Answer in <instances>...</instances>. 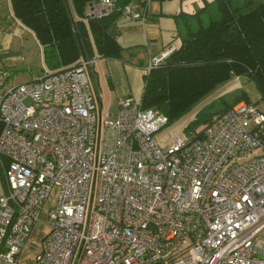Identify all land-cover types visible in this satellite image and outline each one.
<instances>
[{
	"label": "built area",
	"instance_id": "built-area-1",
	"mask_svg": "<svg viewBox=\"0 0 264 264\" xmlns=\"http://www.w3.org/2000/svg\"><path fill=\"white\" fill-rule=\"evenodd\" d=\"M115 11L146 17L98 0L84 21ZM92 63L0 93V264H20L52 191L32 264H264V111L241 101L163 149L167 118L141 101L101 116Z\"/></svg>",
	"mask_w": 264,
	"mask_h": 264
},
{
	"label": "trees",
	"instance_id": "trees-1",
	"mask_svg": "<svg viewBox=\"0 0 264 264\" xmlns=\"http://www.w3.org/2000/svg\"><path fill=\"white\" fill-rule=\"evenodd\" d=\"M97 1L10 0V4L15 18L43 46L49 67L58 70L95 54L119 57L121 47L108 29L120 12L84 21L86 8ZM116 2L118 7L131 2L143 4L137 0ZM191 19L181 35L180 47L145 75L142 107L164 114L169 125L232 77L252 82L264 105V0H214ZM241 101L251 104L242 92L232 103L222 101L221 109L200 113L186 127V133L199 136V126H205L215 115Z\"/></svg>",
	"mask_w": 264,
	"mask_h": 264
},
{
	"label": "crops",
	"instance_id": "crops-1",
	"mask_svg": "<svg viewBox=\"0 0 264 264\" xmlns=\"http://www.w3.org/2000/svg\"><path fill=\"white\" fill-rule=\"evenodd\" d=\"M137 1L138 4L143 2L142 5H135L145 11L144 21L119 15L108 29V34L121 47L119 57L103 58L95 54L85 58L94 60L88 70L100 98L102 117L113 118L125 98L141 101L145 70L151 58L170 46L178 49L181 35L192 21L191 17L214 0ZM89 11L88 6L85 13ZM44 69L55 71L44 57L43 46L34 33L15 18L10 0H0V87L7 85L8 88L28 82L38 77ZM27 71H35V74L18 83H8L14 75L18 77L20 72ZM43 227L44 231L36 233L34 242L29 240L25 245L19 257L20 264H32L46 231Z\"/></svg>",
	"mask_w": 264,
	"mask_h": 264
},
{
	"label": "rangeland",
	"instance_id": "rangeland-1",
	"mask_svg": "<svg viewBox=\"0 0 264 264\" xmlns=\"http://www.w3.org/2000/svg\"><path fill=\"white\" fill-rule=\"evenodd\" d=\"M31 74H35V71L30 72H20L18 77L16 75L13 78H10V83H18L19 80L23 78H30ZM7 85L0 87L6 89ZM242 92L246 94V98L249 100L251 104H256L259 109L264 111V105L259 101V93L256 90L254 84L250 81H247L244 77H232L230 79L225 80L224 82L218 84L213 90H211L208 94L202 97L187 113L181 116L178 120L173 123L166 125L163 129H161L155 136V140L158 144L163 148H169L170 146L180 143L182 141L188 140L191 136H189L185 129L186 127L192 123L197 116L208 110H219L221 109V103L224 101L225 103H232L238 95ZM203 126H199L196 131H201ZM54 196V191L51 192L45 207L44 212L40 216V224H37L29 237L30 241L35 239L36 233L44 231V225L42 224L46 220V212L45 209L48 208ZM28 240V242H29ZM34 242V241H33ZM36 243V242H35ZM34 243V244H35ZM32 248H35V245H32Z\"/></svg>",
	"mask_w": 264,
	"mask_h": 264
},
{
	"label": "water",
	"instance_id": "water-1",
	"mask_svg": "<svg viewBox=\"0 0 264 264\" xmlns=\"http://www.w3.org/2000/svg\"><path fill=\"white\" fill-rule=\"evenodd\" d=\"M89 7H90V10L92 9V4H90L89 5ZM83 59H85L84 57H83ZM88 75H89V78H90V80H91V73H90V71H88ZM91 83H92V81H91ZM99 105H100V102H99ZM99 113L101 112V106H99ZM77 263V259H76V261H75V264Z\"/></svg>",
	"mask_w": 264,
	"mask_h": 264
}]
</instances>
